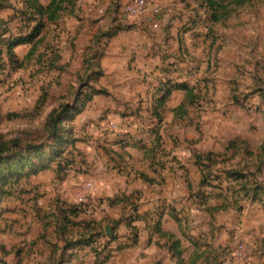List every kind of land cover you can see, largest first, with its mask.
Returning a JSON list of instances; mask_svg holds the SVG:
<instances>
[{
    "label": "rangeland",
    "instance_id": "374dc122",
    "mask_svg": "<svg viewBox=\"0 0 264 264\" xmlns=\"http://www.w3.org/2000/svg\"><path fill=\"white\" fill-rule=\"evenodd\" d=\"M214 1L67 0L10 46L40 18L0 0V264H264V0Z\"/></svg>",
    "mask_w": 264,
    "mask_h": 264
},
{
    "label": "trees",
    "instance_id": "16d2710c",
    "mask_svg": "<svg viewBox=\"0 0 264 264\" xmlns=\"http://www.w3.org/2000/svg\"><path fill=\"white\" fill-rule=\"evenodd\" d=\"M67 0H49V3L46 6H43L39 0H24V4L26 5V11L32 10V14H35V16L40 18L39 23L33 28L32 33L30 35L25 37H18L15 39V42L11 43L10 46L13 44H23L31 41L33 34L36 33L37 30H39L41 26V22L44 21H54L60 18L62 10H63V3ZM69 1V0H68ZM210 6H218V8H223L224 6H221L218 4L217 1L209 0ZM35 17V18H36ZM30 18V17H29ZM218 18L217 15H213V20L216 21ZM34 49V45L30 48L28 54L25 56V58H28L31 54V52ZM178 245V242L176 241L173 247L175 248ZM178 254L180 253L179 250H177Z\"/></svg>",
    "mask_w": 264,
    "mask_h": 264
},
{
    "label": "built area",
    "instance_id": "2783aa9c",
    "mask_svg": "<svg viewBox=\"0 0 264 264\" xmlns=\"http://www.w3.org/2000/svg\"><path fill=\"white\" fill-rule=\"evenodd\" d=\"M133 5H134V11L141 10V8L143 7V0H135Z\"/></svg>",
    "mask_w": 264,
    "mask_h": 264
},
{
    "label": "crops",
    "instance_id": "0c3cea01",
    "mask_svg": "<svg viewBox=\"0 0 264 264\" xmlns=\"http://www.w3.org/2000/svg\"><path fill=\"white\" fill-rule=\"evenodd\" d=\"M40 2H41V4H42L43 6H46V5L49 3V0H47L46 2H43L42 0H40Z\"/></svg>",
    "mask_w": 264,
    "mask_h": 264
},
{
    "label": "water",
    "instance_id": "95a60500",
    "mask_svg": "<svg viewBox=\"0 0 264 264\" xmlns=\"http://www.w3.org/2000/svg\"><path fill=\"white\" fill-rule=\"evenodd\" d=\"M106 232H107L108 234L111 233V229H110V227H106Z\"/></svg>",
    "mask_w": 264,
    "mask_h": 264
}]
</instances>
